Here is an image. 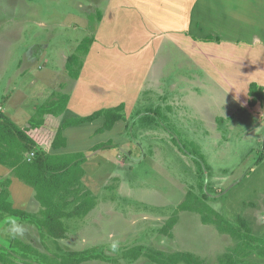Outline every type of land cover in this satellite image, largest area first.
Instances as JSON below:
<instances>
[{
  "label": "rangeland",
  "instance_id": "374dc122",
  "mask_svg": "<svg viewBox=\"0 0 264 264\" xmlns=\"http://www.w3.org/2000/svg\"><path fill=\"white\" fill-rule=\"evenodd\" d=\"M132 1L0 0V113L20 128L35 125L31 133L36 149H48L53 135L48 126L56 125L50 109L69 86L61 76V70L63 77L69 76L64 56L75 53L82 58L79 43L86 37L96 39L102 22L125 11L101 30L105 46L123 41L134 51V61L143 67L152 62V68L118 134L96 148H85L82 184L97 204L84 217L65 219L71 235L59 241L60 247H95L100 258L81 264H156L144 254L124 257L137 245L143 252L187 251L204 264H218L237 240L214 224L202 223L198 212L176 208L191 191L234 225L241 226L239 218H244L252 234L264 238V105L237 110L227 94L181 57L183 51L174 43L150 38L154 31L139 27ZM144 2L155 11L156 0ZM252 7L255 14L263 9L261 4ZM211 35L219 41L220 36ZM198 36L202 40L207 35ZM110 54L103 52L104 57ZM84 147L79 144V151ZM195 159L202 163V191ZM6 178L0 179V187ZM174 214L177 221L166 235L161 230ZM28 219L0 212V251L12 250L13 237L27 240L24 233L12 234L11 222L23 232L34 231L39 239V230L27 223L33 219ZM112 240L119 241L116 252ZM33 245L50 255L58 252L50 237ZM11 256L22 261L17 251ZM241 262L264 264V255L254 253Z\"/></svg>",
  "mask_w": 264,
  "mask_h": 264
},
{
  "label": "crops",
  "instance_id": "0c3cea01",
  "mask_svg": "<svg viewBox=\"0 0 264 264\" xmlns=\"http://www.w3.org/2000/svg\"><path fill=\"white\" fill-rule=\"evenodd\" d=\"M131 3V7H135L137 17L141 19L135 18L139 27L145 26L147 30L154 31L152 35L149 33L150 38L160 37L162 42L174 43L183 51L181 57L203 72L225 96L227 94L237 106V110L264 105L263 102L250 106L248 95V86L252 81L264 88V0H156L155 11L148 10L144 0H134ZM241 4L247 7L242 9ZM259 4L263 9L255 14L252 5ZM124 12H115L107 24L116 17H122ZM105 21L100 24L99 35L96 39L93 38L87 53L81 58L82 65L78 77L67 78L66 74L63 77L61 70L63 83L69 85L66 86L69 98L65 109L51 116L56 125H62L68 118L86 116L95 110L115 107L121 103L124 104V113L127 115L131 105L140 96L142 83L146 81L152 62H147L144 67L140 66L139 62L132 59L134 51L127 49L123 41H112L105 46V39L101 35L106 29ZM199 33L211 37V34L218 35L220 39L217 41L216 36L213 37L214 41H205L206 36L201 40ZM145 41L143 40L144 44H147ZM159 46L158 44L157 47ZM147 49L149 50L145 48ZM103 52H111V57H104ZM152 56L153 53L150 57ZM64 57L63 62L66 63L68 56ZM64 67L65 64L63 69ZM142 77V80L137 79ZM103 121L104 117L101 116L93 121L62 129L66 145L57 149L49 147L48 152H78L81 143L85 146L84 151L89 146L110 139L114 133L118 134L121 129L119 127L124 125V120H119L110 130L96 133ZM86 140L90 141L85 145ZM3 176L10 180L8 191L13 201L12 206L24 211L27 214L25 218L34 219L33 215L39 213L41 206L33 187L18 179L11 169L0 164V179ZM27 223L35 227L30 221ZM23 233L27 240L19 239L24 242L32 245L35 242L40 243L34 231L26 229ZM67 235L71 234L67 232L66 237ZM66 237L58 239V243Z\"/></svg>",
  "mask_w": 264,
  "mask_h": 264
},
{
  "label": "trees",
  "instance_id": "16d2710c",
  "mask_svg": "<svg viewBox=\"0 0 264 264\" xmlns=\"http://www.w3.org/2000/svg\"><path fill=\"white\" fill-rule=\"evenodd\" d=\"M205 41H214L207 36ZM92 38H84L77 46V51L87 53ZM82 65V60L75 53L70 54L66 60V70L72 78H77ZM249 105L264 102V88L252 81L248 86ZM69 95L64 94L55 102L50 113L55 115L62 112L68 101ZM104 117L103 124L96 129V133L110 130L116 121L125 120L124 104L115 107L101 108L89 115L68 118L62 125H49L48 129L53 134L48 147L57 149L66 145V139L62 135V129L81 123L93 121L98 117ZM36 122H43L36 120ZM31 128H36L32 126ZM31 128H20L10 117L0 113V164L12 170L13 174L26 184L33 187L35 197L40 203L41 210L34 215L33 224L39 230V240L43 243L44 238L54 240L57 253L48 254L39 250L34 245L24 242L17 237L11 238L9 252L0 251V264H81L96 258H100L95 247L82 250H62L58 239L65 238L68 232L67 218L84 217L97 204V198L93 192L83 187L84 175L83 163L86 156L84 151L72 153H50L48 149H36L37 142L32 137ZM97 144L92 148H96ZM264 148V140H263ZM33 156L30 157L29 153ZM202 156V154H200ZM30 157V158H29ZM199 174L198 186L202 191L201 179L203 168L200 160H194ZM10 180L6 178L0 187V212L10 216L23 218L27 214L14 208L11 195L8 191ZM177 211H195L200 214L201 222L214 224L221 233H227L237 240L236 246L231 253L220 258L218 264H243L242 258L251 254L264 255V238L252 234L248 222L239 218L241 226L234 225L224 218L199 195L188 191L185 199L177 206ZM177 217L172 215L162 228V232L169 235V230L175 225ZM44 245V244H43ZM18 252L22 261L16 262L11 254ZM144 254L150 261L156 264H204L194 254L187 251H178L165 254L157 250L143 252L142 246H134L128 249L124 257L136 259Z\"/></svg>",
  "mask_w": 264,
  "mask_h": 264
},
{
  "label": "clouds",
  "instance_id": "9594fccd",
  "mask_svg": "<svg viewBox=\"0 0 264 264\" xmlns=\"http://www.w3.org/2000/svg\"><path fill=\"white\" fill-rule=\"evenodd\" d=\"M12 224V229L11 232L13 235H19L23 233V228L22 226H20L17 222H11ZM111 239V237H110ZM111 250L113 252H116L119 248V241L117 240H112L111 244H110Z\"/></svg>",
  "mask_w": 264,
  "mask_h": 264
},
{
  "label": "built area",
  "instance_id": "2783aa9c",
  "mask_svg": "<svg viewBox=\"0 0 264 264\" xmlns=\"http://www.w3.org/2000/svg\"><path fill=\"white\" fill-rule=\"evenodd\" d=\"M31 154L33 155V153H31ZM30 157H31V156H30ZM30 157H29V158H30Z\"/></svg>",
  "mask_w": 264,
  "mask_h": 264
}]
</instances>
